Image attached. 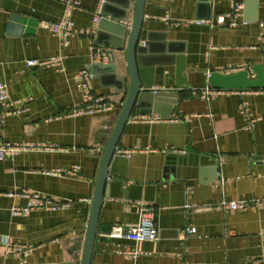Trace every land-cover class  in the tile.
I'll return each mask as SVG.
<instances>
[{
  "label": "crops",
  "instance_id": "1",
  "mask_svg": "<svg viewBox=\"0 0 264 264\" xmlns=\"http://www.w3.org/2000/svg\"><path fill=\"white\" fill-rule=\"evenodd\" d=\"M78 1L71 12L75 35L62 46L50 25L64 16L63 0H0V82L9 90L0 103V143L52 146L0 160V264H80L83 257L101 160L129 73L123 48L116 63L124 82L94 73L91 81L93 95L114 108L70 114L84 104L76 75L101 63L89 46L104 0ZM242 1L230 27L210 24L230 11L229 0H145L140 43L152 52L143 65L151 89H182L181 98L167 117L136 108L125 125L91 264H264V203L229 212L219 207L222 200H264V88H214L208 77L247 70L255 79V67L264 74V0ZM131 2L124 24L133 22ZM53 56H62L63 71L25 63ZM108 62L106 55L102 63ZM160 105L168 110V103ZM34 193L70 205L13 215L12 207H24ZM152 209L157 239L108 236L114 225L136 224ZM189 226L197 233L185 237Z\"/></svg>",
  "mask_w": 264,
  "mask_h": 264
},
{
  "label": "water",
  "instance_id": "2",
  "mask_svg": "<svg viewBox=\"0 0 264 264\" xmlns=\"http://www.w3.org/2000/svg\"><path fill=\"white\" fill-rule=\"evenodd\" d=\"M132 0H104L101 8L103 16L97 26L95 43L102 46L109 58L107 64L96 63L91 67L94 74H106L108 77L124 82L118 78L116 51L125 48L129 88L128 95L123 103L118 121L111 138L104 149L96 189L92 199V208L85 249L80 264H91L95 239L98 233V222L101 206L104 199L110 196L109 169L114 160L115 152L120 136L125 125L130 120L133 111L137 108L142 113H160L162 117L170 115L169 108L180 101L182 89H151L154 81L147 77L148 70L143 67L148 63V57L152 55L149 43L141 44L140 36L143 26L145 0H134L133 22L131 26L121 21L127 20ZM250 4V2H249ZM110 47V49H107ZM257 73L255 79L248 77L247 70H241L234 74H222L213 72L209 76V83L214 88H264V74L261 67H255ZM181 83V82H178ZM168 103L165 112L159 109L160 104Z\"/></svg>",
  "mask_w": 264,
  "mask_h": 264
},
{
  "label": "built area",
  "instance_id": "3",
  "mask_svg": "<svg viewBox=\"0 0 264 264\" xmlns=\"http://www.w3.org/2000/svg\"><path fill=\"white\" fill-rule=\"evenodd\" d=\"M66 4L65 14L58 22H54L50 25V30L55 35L62 46H66L70 39L75 35V23L71 18V12L80 7V2L78 0H63ZM230 11L227 14H220L215 19L210 20L211 25H228L230 27H235L237 25L236 18L241 15L245 8L244 1L242 0H229ZM103 16L101 13L96 14L94 17L92 32L96 30V27ZM204 23V20L198 21ZM131 26V24H128ZM261 26L264 22L260 23ZM90 55L97 61L103 62L106 59V52L102 46L95 43V39L90 41ZM27 67L35 66H57L62 71L64 70L63 58L62 56H53L45 59L31 58L25 61ZM211 73H208V77ZM94 74L88 70L84 69L76 75V81L80 90L83 92L84 104L79 108L73 110L70 114H94L97 112L109 111L114 108V103L108 101L102 97H96L93 95L91 90V81ZM206 95L210 97L211 89L207 88L205 91ZM9 97V90L6 83L0 82V103L4 104ZM207 97V98H208ZM138 119L142 121H153L155 118L149 115H139ZM253 125V124H252ZM44 149H52V146L41 145L33 142H3L0 143V160H4L8 157L17 156L26 151H41ZM123 156H129L127 153H123ZM18 195L17 192H10L8 196ZM264 203V200L253 199V200H233L227 201L222 200L219 203V207L224 212L235 211V210H245L253 208L255 206H260ZM70 203L68 201H63L45 194L34 193L29 195L27 204L24 207H12V214L15 216L24 215L36 208H45L49 210H62L66 209ZM185 237L197 233V228L194 226L186 227L184 230ZM110 238L121 239L127 238L134 241H140L142 239L154 240L158 238V230L154 224V210H144L141 214V218L138 223L130 224L128 226L114 225L111 232L108 234Z\"/></svg>",
  "mask_w": 264,
  "mask_h": 264
}]
</instances>
